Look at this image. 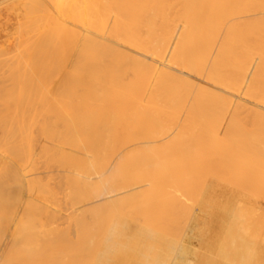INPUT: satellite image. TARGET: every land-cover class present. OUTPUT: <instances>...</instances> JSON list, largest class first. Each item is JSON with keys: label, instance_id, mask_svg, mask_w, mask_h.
Returning a JSON list of instances; mask_svg holds the SVG:
<instances>
[{"label": "bare ground", "instance_id": "obj_1", "mask_svg": "<svg viewBox=\"0 0 264 264\" xmlns=\"http://www.w3.org/2000/svg\"><path fill=\"white\" fill-rule=\"evenodd\" d=\"M6 9L0 264H264V0Z\"/></svg>", "mask_w": 264, "mask_h": 264}, {"label": "rangeland", "instance_id": "obj_2", "mask_svg": "<svg viewBox=\"0 0 264 264\" xmlns=\"http://www.w3.org/2000/svg\"><path fill=\"white\" fill-rule=\"evenodd\" d=\"M16 12H17V11H16ZM16 12H15L14 10H12V9H6V11L3 10V12H1V13H3V14L0 15V16H1L0 19H2V20H1L2 23L0 22V26L2 25V26L0 27V31H2L1 33H3V35L6 34V32H5L6 30L4 31L3 28H2V27H3V24H4V26H6L7 23H8L9 18H10V21H11V22H14L15 20H14L13 17L16 16V14H15ZM7 13L10 14L11 16L8 15ZM17 13H18V12H17ZM6 14H7V15H6ZM12 19H13V20H12ZM6 21H7V23H6ZM3 22H4V23H3ZM11 22H10V23H11ZM5 23H6V24H5ZM8 24H9V23H8ZM1 28H2V30H1ZM1 33H0V35L2 36ZM6 39H7V38H6L5 35H4L2 38H0V40H6ZM39 163H40V162H39ZM41 163H42V162H41ZM41 163H40V164H41ZM40 166H42V164L39 165V167H40ZM43 166H44V165H43ZM43 166H42V167H43ZM42 167H41L40 170L44 169V168H42ZM44 167H45V166H44ZM46 169H47V168H46ZM54 169H55V168H54ZM58 169H59V168H57V170H58ZM57 170H53V171H57ZM43 171H44V170H42V172H43ZM45 171H47V170H45ZM51 171H52V170H51ZM49 172H50V171H49ZM49 172H48V173H49ZM59 172H60V170H59ZM59 172H58V173H59ZM45 173H46V172H45ZM51 173H53V175H54V173H55L56 175H54V176H55V178H57V177H56V176L58 175L57 172H51ZM51 173H49V174H51ZM59 174H61V173H59ZM44 175H45V174H44ZM51 175H52V174H51ZM54 176H53V177H54ZM58 176H61V175H58ZM58 178H59V177H58ZM58 180H59V179H58ZM51 181H52V180H51ZM53 181H55V180H53ZM56 181H57V179H56ZM59 182L62 183V181H59ZM56 183H57V182H56ZM56 183L54 182V184H56ZM61 183H60V185H61ZM57 185H58V184H57ZM60 185H58V186H56V187L58 188ZM58 189H59V188H58ZM62 191H63V190H59V194H58V195H60V196L63 194V195L61 196L62 198L60 197V198H61V203H62V202H65V200H64V199H65V197H64V196H65V192H64V191L62 192ZM60 192H61L62 194H61ZM63 197H64V199H63ZM62 200H64V201H62ZM63 204H64V205H61L62 207H61V210H60V215H61V216L63 215L61 218H64V217L67 216V214H68V212H67L68 209H69V211H71V209H72V207H71L68 203H67V205H66V203H63ZM65 206L67 207V209H65V208H66ZM69 206H70L71 208H70ZM62 208H64V209H62ZM65 210H67V211H65ZM61 212H62V214H61ZM69 213H70V212H69ZM71 213H73V212L71 211ZM65 215H66V216H65ZM71 215H72V214H70V216H71ZM68 217H69V216L66 217L67 219L64 218V219H61L60 221L58 220L57 224H59V222H61V223L59 224V225L62 224V225H61V228H63V226H65V228H69V226H68V224H67V223H68L67 221H70V220H68L70 217H69V218H68ZM59 219H60V218H59ZM63 222H64V223H63ZM69 223H71V222H69Z\"/></svg>", "mask_w": 264, "mask_h": 264}]
</instances>
